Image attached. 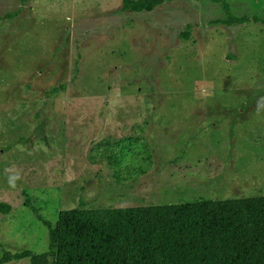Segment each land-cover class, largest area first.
<instances>
[{"label":"rangeland","instance_id":"obj_1","mask_svg":"<svg viewBox=\"0 0 264 264\" xmlns=\"http://www.w3.org/2000/svg\"><path fill=\"white\" fill-rule=\"evenodd\" d=\"M0 0V257L64 209L264 194V0ZM0 264H30L28 258Z\"/></svg>","mask_w":264,"mask_h":264},{"label":"trees","instance_id":"obj_2","mask_svg":"<svg viewBox=\"0 0 264 264\" xmlns=\"http://www.w3.org/2000/svg\"><path fill=\"white\" fill-rule=\"evenodd\" d=\"M221 2L226 19L242 23ZM164 0H122V8L152 10ZM10 205L0 202V213ZM47 252L4 253L0 263L30 264H264V194L120 208L59 211Z\"/></svg>","mask_w":264,"mask_h":264}]
</instances>
